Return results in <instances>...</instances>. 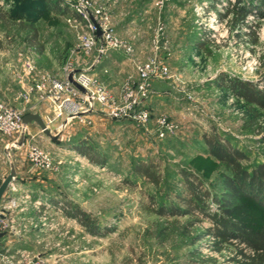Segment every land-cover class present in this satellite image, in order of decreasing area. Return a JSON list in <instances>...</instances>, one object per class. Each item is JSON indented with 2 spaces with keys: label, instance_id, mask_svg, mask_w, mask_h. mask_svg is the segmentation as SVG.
Segmentation results:
<instances>
[{
  "label": "rangeland",
  "instance_id": "374dc122",
  "mask_svg": "<svg viewBox=\"0 0 264 264\" xmlns=\"http://www.w3.org/2000/svg\"><path fill=\"white\" fill-rule=\"evenodd\" d=\"M159 1L148 0V3L160 6ZM204 1L214 2L213 8L220 3V0H162V6L180 4L186 8L184 15L189 17L194 27L192 32L195 30L197 36L196 44H192L193 40L190 46L197 50L190 54V59L185 52L186 45L180 44H155L158 54L154 55L147 45L141 51V62L155 60L169 67V77L155 80L150 96L159 81L167 83H163L166 94L158 100V109L145 107L151 117L146 126L131 120H111L115 122L116 135H107L102 130L94 136L95 147L106 156L105 166L93 164L72 151L64 140L52 142L43 135V140L36 143L52 154L54 169L42 170L31 162L29 146H12L14 141L0 136V185L10 171L4 147H12L10 157L14 165L17 158L24 157L20 168L15 167L16 188H8L2 201L3 207H7L13 197L19 199L17 207L4 214L16 231L0 239L1 248L17 253L18 258L23 255L41 259L44 264H194L199 258L192 254L194 251L206 260L199 264H232L234 249L215 251L210 247L214 240L211 235L195 244L191 242L213 225L210 215L217 213L218 205L211 198L209 212L196 214L201 222L191 229L189 236L173 235L164 242L154 236V224L159 216L153 212L155 206L149 199L153 195L157 202L184 207L175 197L187 194L181 169L196 174L211 193L222 191L225 170L208 152L202 137L212 127L246 153L248 158L241 162L244 167L251 171L264 163V114L260 122H254L245 101L227 84L229 78H239L258 82L259 88L264 89V81L259 82L264 76V3L238 1V6H247L252 14L240 27L229 23L213 37L211 30L204 31L195 23L194 9ZM67 2L71 8L70 1ZM24 4V0H0V8L9 17L8 23L0 21V53L4 50L10 54L16 73L13 77L11 71L0 70V99L26 115L31 109L23 107L21 99L27 97L28 81L23 77L27 42L32 33L30 22L38 25L42 39L74 33L76 42L72 47L78 43L76 38L82 28L74 23V16L62 12L60 4V12L45 11L40 2L39 12L28 9L18 15ZM226 15L229 21L234 17L229 12ZM59 52L50 49L48 57L56 59L57 67L63 68L71 61L69 50ZM48 57L36 58L41 73L46 70L40 62L45 63ZM129 79L137 81L134 77ZM163 116L174 129L164 130V135H160L163 128L158 120ZM79 157L85 160L80 161ZM149 158L162 162L164 180L159 188L132 174L136 162ZM83 213L99 227L97 233H89L82 226L79 219ZM175 218L181 227L191 217L168 216L163 220Z\"/></svg>",
  "mask_w": 264,
  "mask_h": 264
},
{
  "label": "trees",
  "instance_id": "16d2710c",
  "mask_svg": "<svg viewBox=\"0 0 264 264\" xmlns=\"http://www.w3.org/2000/svg\"><path fill=\"white\" fill-rule=\"evenodd\" d=\"M24 1L25 4L17 11L18 15L28 9L39 12L40 2L45 6V11L60 12L59 0ZM261 1L264 3V0ZM66 10L67 8H63L62 12ZM229 13L234 15L230 23L237 28L245 23L248 15L252 14L247 6L240 5L231 8ZM263 14L260 16L262 17ZM17 18L15 16L14 19ZM8 20L9 17L0 8V21L8 23ZM20 24L22 27L25 26L23 23ZM29 28L32 33L29 35L28 42L32 46L36 44L37 52L41 53L43 45L38 42L39 34L36 23L31 21ZM261 81H264V76L259 82ZM228 82L233 93L245 101L247 112L253 114V121L260 122L264 118L261 115L264 114V89L259 88L260 83L239 78H229ZM259 126L262 127V125ZM202 137L208 152L218 159L220 166L225 170L223 189L220 193L213 194L204 188L202 180L196 174L181 169L180 173L185 180L187 194H176L175 197L184 207H178L172 202L170 206L165 202H157L153 195H149L150 204L155 206L153 212L159 216L154 224V236L160 242L168 240L173 235L189 236L191 229L201 222L196 214L209 212V199L211 198L212 202L218 205L217 213L210 215L213 225L193 237L192 244L211 235L214 240L210 243V247L215 251L221 253L226 248L234 249V255L230 258L232 264H264V163L251 171L244 167L241 162L248 158L246 153L234 146L230 140L223 138L214 127L209 132L203 133ZM76 149L91 163L105 166V154L92 145L83 143L76 146ZM132 174L143 178L155 188H159L164 180L162 162L151 158L136 162ZM168 216H190L191 218L180 227L177 218L163 220ZM79 221L89 233L98 232L99 227L95 225L94 220L84 213ZM192 254L199 257L193 261L194 264L206 262L197 251Z\"/></svg>",
  "mask_w": 264,
  "mask_h": 264
},
{
  "label": "built area",
  "instance_id": "2783aa9c",
  "mask_svg": "<svg viewBox=\"0 0 264 264\" xmlns=\"http://www.w3.org/2000/svg\"><path fill=\"white\" fill-rule=\"evenodd\" d=\"M62 8H69L75 15L73 21L82 27L79 34V44L77 49L86 56L94 57V65L100 63L103 56L110 50H123L128 55L134 52L133 47L122 40L116 33L109 12L103 7H98L93 0H60ZM239 0H220L213 8L214 2L204 1L194 9L196 16L195 23L204 31L211 30L213 37L215 33L225 29L230 23V17L226 15L231 8L238 6ZM162 0L159 4L162 5ZM98 29L101 35H98ZM220 34V33H219ZM64 76L55 77L47 73H41L37 68L36 54L33 49H28L24 61V80L28 81L27 96L34 93L40 95V99L51 103L53 114L43 116V121L50 132L58 120L55 130L63 132L73 119L84 121V116L95 112H103L113 121L131 120L135 123L146 126L150 121V112L143 106V101L150 96L155 80L169 77L170 70L167 65L152 60L147 63H137V81L128 79L122 87V95L116 98L92 75L89 70H78L74 61H69L63 68ZM72 75L74 81L80 85L84 91L77 88L69 80ZM22 111L9 106L0 99V135L7 137L20 136L23 129ZM159 125L163 128L160 135H164V130L173 131L174 126L166 119L160 117ZM43 132V131H42ZM26 134L28 128L26 127ZM26 136V135H25ZM15 140L13 142L14 146ZM28 156L31 162L42 170L54 169V158L48 151L42 149L35 141L29 145ZM10 187L16 188L12 183ZM4 199V198H3ZM18 198H12L7 207L1 205L0 211V233H14V225L8 224L4 218L8 209L17 207ZM3 238V237H2ZM0 238V239H2ZM0 264H44L41 259H28L22 255L17 257V253H11L9 249L0 247Z\"/></svg>",
  "mask_w": 264,
  "mask_h": 264
},
{
  "label": "crops",
  "instance_id": "0c3cea01",
  "mask_svg": "<svg viewBox=\"0 0 264 264\" xmlns=\"http://www.w3.org/2000/svg\"><path fill=\"white\" fill-rule=\"evenodd\" d=\"M94 1L97 5L102 6L110 13L111 22L117 35L134 48L132 55H128L121 50H112L102 57L99 64L94 65L93 56H86L77 49L79 44L78 37L76 38L78 43H76L74 47L71 46L76 42L75 36L73 35L74 33L71 35H52L50 38L45 39H42L39 36L38 42L43 45L42 52H37L36 44L32 46L29 44V42H27L28 49H33L35 54L37 56L41 55L43 59L48 57L50 49L55 50L56 52L60 51L59 53H62L64 50H69V60L74 61L76 68L78 70H89V72L96 76L102 85L116 98L121 97L122 87L129 78L134 77V79H138V74L135 68L136 66L134 64L136 61H140L142 58L140 53H142L141 51H144L147 46H150V53H153L154 55L155 53L158 54V52H156L153 47L155 44L170 43L186 45L185 52H188L189 59L190 54L193 55L197 50V48H192L190 46L193 40L194 42L192 44H196V31L194 30V33L192 32V29L194 28L192 26L193 24L190 23L189 17L184 15L187 10L180 4H167L159 6L156 3L149 4L148 0ZM63 13H66V15L69 16L71 15V17H75L73 12H71L69 9ZM36 26L38 27L37 24ZM11 59L12 57H10V54L3 50L0 53V70L2 69L3 72L11 71L9 73H12L14 77L16 73L13 71L14 65ZM143 62L146 63L147 61ZM40 63L43 70H46L43 71V73H47L55 77L64 76V67H57L56 59L48 57V60L45 63ZM54 66L57 67L55 70ZM39 67L40 65L37 62V68L40 71ZM163 83L167 84L163 81H159L154 84L152 95L143 101L144 107L149 109H158V100H162L164 94H166V86H164ZM25 89L27 94L28 86ZM5 98H7V96H5ZM21 103L23 107H28L31 109L29 113L39 114L42 119L46 114H53L51 103L47 100L40 99V95L37 93L21 99ZM115 122L111 121V119H109V117H107V115H105L103 112H95L85 115L84 121L82 122H80L78 119H73L68 127L63 132L59 133L55 130L59 123L58 120V122L52 126L51 132L53 135H58V138L55 140H52L46 134L42 133L40 126L37 123L32 122L28 125V134L25 136L22 147L26 148L34 141L41 142V140H43L42 136L45 135V137L52 142L64 140V144L75 152H78L76 146L82 145L83 143L86 145H92L94 148H96L94 136L99 135L102 130L107 135H116L114 132L117 129ZM9 138L10 142L15 140V137ZM5 149L6 147H4V153ZM79 154L84 156L82 153ZM23 158L24 157L17 158L15 164L17 169L20 168L19 164L24 161Z\"/></svg>",
  "mask_w": 264,
  "mask_h": 264
},
{
  "label": "water",
  "instance_id": "95a60500",
  "mask_svg": "<svg viewBox=\"0 0 264 264\" xmlns=\"http://www.w3.org/2000/svg\"><path fill=\"white\" fill-rule=\"evenodd\" d=\"M98 35H101V31L99 29H98ZM69 80L77 88L84 91V89L74 81L72 75L69 76ZM22 122H23L24 127L20 133L19 138L14 143L17 146H21L23 144L24 139H25V135H26V127L32 122L37 123L40 126L43 133L46 134L48 137H50L52 140H55L58 138V135H53L48 130V128L46 127L42 117L39 114H33V113L26 114V115H24ZM10 150H11V147H6V149H5V153L8 155L9 160H10V171H9L8 176L4 179V181L0 185V207L2 205V201H3L4 195L7 191V189L13 183V180L17 177V172L15 169L14 162L12 161V159L10 157ZM4 235H5V233H0V238L4 237Z\"/></svg>",
  "mask_w": 264,
  "mask_h": 264
},
{
  "label": "bare ground",
  "instance_id": "6f19581e",
  "mask_svg": "<svg viewBox=\"0 0 264 264\" xmlns=\"http://www.w3.org/2000/svg\"><path fill=\"white\" fill-rule=\"evenodd\" d=\"M67 154L69 155H73V152H67ZM80 158V157H79ZM85 159L84 158H80V161H84Z\"/></svg>",
  "mask_w": 264,
  "mask_h": 264
}]
</instances>
